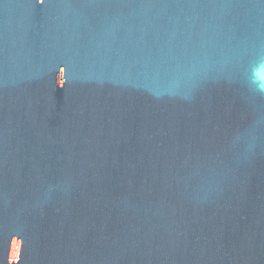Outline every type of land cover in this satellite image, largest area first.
I'll list each match as a JSON object with an SVG mask.
<instances>
[{
  "label": "water",
  "instance_id": "1",
  "mask_svg": "<svg viewBox=\"0 0 264 264\" xmlns=\"http://www.w3.org/2000/svg\"><path fill=\"white\" fill-rule=\"evenodd\" d=\"M0 264H264V0H0Z\"/></svg>",
  "mask_w": 264,
  "mask_h": 264
}]
</instances>
